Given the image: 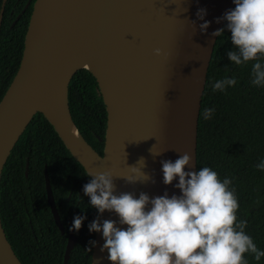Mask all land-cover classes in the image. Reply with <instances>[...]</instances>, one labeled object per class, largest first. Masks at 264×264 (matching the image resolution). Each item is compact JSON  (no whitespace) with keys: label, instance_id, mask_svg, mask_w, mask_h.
<instances>
[{"label":"water","instance_id":"1","mask_svg":"<svg viewBox=\"0 0 264 264\" xmlns=\"http://www.w3.org/2000/svg\"><path fill=\"white\" fill-rule=\"evenodd\" d=\"M5 3L0 6V27ZM234 5L233 0H35L19 66L0 99V180L14 145L41 113L87 174L112 172L116 195H181L174 186L178 177L172 185L163 183L161 161L174 162L188 153L192 159L185 171H197L198 115L217 39L211 33L225 22L217 23V18ZM199 9L206 10L204 20L196 16ZM204 21L211 23L202 32L199 25ZM156 48L163 54L156 56ZM81 69L94 77L106 110L101 155L82 136L69 110L68 85ZM150 149L161 154L154 156ZM141 157L146 163L142 171L151 179L126 183L120 177L131 175L128 166ZM45 188L63 232L46 169ZM98 215L101 224L113 220L127 228L115 212ZM94 241L90 264H111L107 250L101 251L102 232H95ZM74 242L70 234L62 264H68ZM0 264H22L1 217Z\"/></svg>","mask_w":264,"mask_h":264},{"label":"trees","instance_id":"2","mask_svg":"<svg viewBox=\"0 0 264 264\" xmlns=\"http://www.w3.org/2000/svg\"><path fill=\"white\" fill-rule=\"evenodd\" d=\"M2 0H0L1 6ZM25 0H6L0 27V99L11 82L20 62L31 7L13 23ZM16 4V5H15ZM235 7V5H234ZM233 7V8H234ZM13 12L11 14V10ZM217 37L201 96L197 122L196 168L209 167L216 171L221 181L229 178L239 208L237 223L247 222L245 233L258 249L264 251V171L255 166L264 161V85L251 84L252 64L234 65L226 56L232 50L231 33ZM264 63V57L258 55ZM225 77H235L237 83L224 91H213V84ZM68 104L71 117L85 140L101 152L106 128V110L98 94L94 77L86 69L78 70L68 85ZM214 108L210 119L205 120L202 112ZM96 150V151H97ZM29 156L28 180L31 190L44 197L43 169L46 165L52 189L58 179L65 181L64 188L81 189L83 198L75 205L84 213L80 236L73 248L68 264H90L95 232H89L88 225L97 217V210L90 205V198L83 192V186L90 181L81 165L41 113L33 116L24 133L19 137L2 170L0 180V217L7 240L22 264H62L65 239L52 220L45 198L37 200L36 213L41 221L43 244L32 239L23 208L15 199V192L23 186L24 160ZM81 174L73 176L74 171ZM84 176L83 184L79 182ZM18 183V184H17ZM66 190V191H67ZM63 198V197H62ZM62 198L60 199L62 201ZM55 198L57 208L59 202ZM30 207L28 208V211ZM21 212V216H17ZM79 215H82V214ZM64 223L62 207L59 208ZM33 221V219L31 218ZM22 226V227H21ZM23 232V233H22ZM91 248V251L88 249ZM247 264H264L254 254L245 253Z\"/></svg>","mask_w":264,"mask_h":264},{"label":"clouds","instance_id":"3","mask_svg":"<svg viewBox=\"0 0 264 264\" xmlns=\"http://www.w3.org/2000/svg\"><path fill=\"white\" fill-rule=\"evenodd\" d=\"M233 3L235 7L216 20L217 23L225 20L231 33L233 49L226 50V56L237 66L256 61L252 64L251 84L262 86L264 63L258 60V55L264 57V0H233ZM205 15V9L196 13L199 20H204ZM190 23L195 29L196 21ZM210 23L204 21L200 30L206 31ZM224 32L225 28H220L211 35L220 37ZM154 54L163 53L156 48ZM236 83L235 77H225L213 84V91H224ZM213 112L214 108H206L202 116L210 119ZM191 159L184 153L174 162L161 161L163 183L172 185L178 177L174 186L180 190L179 196L169 197L167 192L151 199L144 192H140L139 198L128 192L116 195L111 171L88 174L91 179L83 186V192L90 198V205L98 214L106 210L115 212L119 224L127 225L126 229L117 227L113 220L101 224L99 215L88 225L89 232H102L105 242L101 251L107 250L111 264H247L245 253L254 254L257 261L264 257V251L245 233L247 222L237 223L239 204L234 189L229 188L232 181L229 178L221 181L209 167L185 171ZM140 164L142 167H137ZM145 166L141 157L136 165L128 166L131 175L120 178L128 184L147 182L151 177L142 171ZM255 167L264 171V161ZM141 176L144 179H139ZM84 219L85 216H75L69 231H79Z\"/></svg>","mask_w":264,"mask_h":264},{"label":"flooded vegetation","instance_id":"4","mask_svg":"<svg viewBox=\"0 0 264 264\" xmlns=\"http://www.w3.org/2000/svg\"><path fill=\"white\" fill-rule=\"evenodd\" d=\"M34 1L35 0H25L23 6L21 7V10L17 14V16H16L15 20L13 21V23H15V21L20 17V15L23 12H25L28 8L31 7V11H32V7H33ZM31 11H30V14H31ZM12 12H13V8L11 10V14H12ZM27 126H26V128H27ZM24 131H23V133H24ZM98 140L102 141V143H103L102 144L103 145L102 146V150H101V152L98 151L97 149H95V150H97V152L101 155L102 152H103V147H104V137H103V139L98 138ZM18 156L20 158L23 157V160H24V163H25L24 164V169H23V174H24L23 177H24L25 183H24V185L22 187L19 186V188L16 190L14 201L19 206L23 205L21 207L23 208V212L25 213V217H26V221H27L26 225H28L29 232H30V234L27 235V236L31 235L32 239H40L41 243L43 244V233H42L41 228H40V226H41V221H40V218H39L40 215H38L36 213V209H35L36 206H37L36 203H37L38 199L45 198V201L47 202V205L49 206V211H50L52 220L55 223L52 211L50 209V205H49V203L47 201V195H46L45 169H46V173H47V168H46V165H44V169H43V186H44L45 193H44V197H43V195L40 194V192L34 191V189L31 190L30 187H29V183L27 182V180H28L29 156L28 155L22 156L21 152L18 153ZM76 174H79V176H80L81 171L80 170L78 172L74 171L73 172V176H75ZM47 175H48V173H47ZM87 176L89 177L88 174H87ZM89 178L91 179V177H89ZM48 179H49V176H48ZM83 181H84V176L81 178L79 183L82 185ZM49 184H50V187H51L50 179H49ZM64 184H65V181H61L60 179H58V185H55V187H54L55 189H52V187H51V192H52V195H53V199H54V202H55V207H56V210H57L61 225L63 227V232H61V230L58 228L56 223H55V225H56L59 233L64 236V239H65L64 250H65V247L67 245V242H68L70 234L75 239L73 248L75 247V245H76V243L78 241V238L80 236V230L76 231V230L73 229L72 231H69V229L72 228L74 217L81 213L80 210H78L75 205L79 204V200L82 199L83 197L80 195L82 193L81 189L75 191V189L71 187L70 189L67 190V189L64 188ZM55 198H58V200H57L59 202L58 208H57V204H56ZM61 198H62V201L60 200ZM29 207H30V210L28 211ZM61 207H62V210H63V213H64L63 214L64 223L61 221L60 214H59V208H61ZM84 213L85 212L82 211V213H81L82 215H80V216H84ZM17 216L20 217L21 216V212L18 213ZM31 218L33 219V221L31 220ZM73 248H72V250H73ZM72 250H71V252H72ZM63 255H64V252H63Z\"/></svg>","mask_w":264,"mask_h":264}]
</instances>
